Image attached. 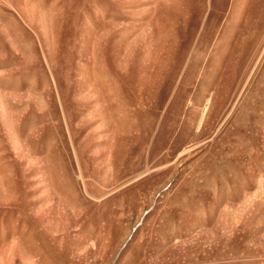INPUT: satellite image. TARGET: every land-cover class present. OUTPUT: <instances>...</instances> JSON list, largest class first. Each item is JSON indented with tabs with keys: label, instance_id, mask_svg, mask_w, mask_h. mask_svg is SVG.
I'll return each mask as SVG.
<instances>
[{
	"label": "rangeland",
	"instance_id": "374dc122",
	"mask_svg": "<svg viewBox=\"0 0 264 264\" xmlns=\"http://www.w3.org/2000/svg\"><path fill=\"white\" fill-rule=\"evenodd\" d=\"M0 264H264V0H0Z\"/></svg>",
	"mask_w": 264,
	"mask_h": 264
}]
</instances>
